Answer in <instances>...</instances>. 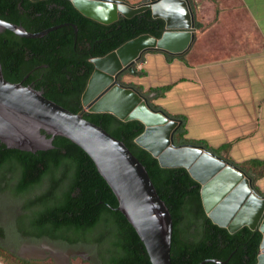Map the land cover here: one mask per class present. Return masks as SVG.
Here are the masks:
<instances>
[{"label":"trees","instance_id":"1","mask_svg":"<svg viewBox=\"0 0 264 264\" xmlns=\"http://www.w3.org/2000/svg\"><path fill=\"white\" fill-rule=\"evenodd\" d=\"M0 19L31 33L66 22L77 26V35L70 25L37 39L21 38L8 30L1 33L4 77L20 83L29 76L28 84L35 83L47 99L82 114L125 143L144 165L171 212L172 264H200L207 260L258 264L263 234L247 226L231 233L213 223L204 208L202 185L189 171L162 167L157 158L137 144L146 129L141 121H123L110 113H90L83 105L82 96L95 71L92 60L143 35L161 39L166 31L165 20L154 18L148 10L105 25L85 17L70 0H0ZM165 55L168 59H184L183 54ZM130 86L146 99L152 111L178 123L173 132L176 147H197L220 158L248 178L254 193L264 198L256 186L257 180L264 177V161L238 164L223 154L227 147L215 149L203 140L188 138L186 117L169 114L155 103L172 86L149 90ZM0 194L6 195L19 211L14 222L6 223L0 216V239L15 250L24 243L46 241L65 249L85 250L96 264H151L144 244L118 211V199L93 160L64 137H55L52 149L36 153L10 149L0 142ZM92 246L98 250L94 257Z\"/></svg>","mask_w":264,"mask_h":264},{"label":"water","instance_id":"2","mask_svg":"<svg viewBox=\"0 0 264 264\" xmlns=\"http://www.w3.org/2000/svg\"><path fill=\"white\" fill-rule=\"evenodd\" d=\"M70 1L85 17L105 25L116 22L120 16L132 18L148 10L152 11L154 18L165 20L166 31L161 39L143 35L105 57L92 60L95 71L82 96L83 105L90 113H110L123 121H141L146 129L136 140L137 144L157 158L162 167L186 168L189 171L202 185L204 208L213 223L231 233L247 226L263 234L258 264H264V198H259L254 193L251 181L236 168L201 148L176 147L173 143V132L178 123L163 113L152 111L137 90L119 81L125 71L136 76V63L149 51L172 55L185 53L194 39L192 29H195L189 1L148 0L138 7L121 0ZM79 2L91 8L88 10V7L80 6ZM108 11L110 15L105 16L107 19L100 17ZM58 28L31 33L23 26L0 19V34L8 30L25 39L42 38ZM140 38L149 39L151 44L134 53L129 60H124L121 51ZM163 132L167 133V141L159 138ZM57 136L72 141L93 160L118 199V211L126 217L144 244L151 264H172L173 218L144 165L124 142L111 136L101 126L88 121L82 114H75L47 99L43 91L7 81L0 61V142L10 149L36 153L52 149L53 140ZM206 160L213 161L220 169L238 176L247 187L251 199L262 205V212L256 216L247 215L248 202L239 203L235 200L223 207L225 211L219 207L215 210L210 208L206 195L210 194L217 176L204 166ZM224 195L220 198H224ZM229 196L231 194L224 201ZM231 208L236 210H229ZM226 211L229 213H225ZM209 262L226 264L218 260H207L200 264Z\"/></svg>","mask_w":264,"mask_h":264},{"label":"crops","instance_id":"3","mask_svg":"<svg viewBox=\"0 0 264 264\" xmlns=\"http://www.w3.org/2000/svg\"><path fill=\"white\" fill-rule=\"evenodd\" d=\"M188 1L195 29L184 59L149 51L137 67L147 83H132L172 86L155 103L186 117L188 138L227 147L238 164L264 161V0ZM256 186L264 193V177Z\"/></svg>","mask_w":264,"mask_h":264},{"label":"rangeland","instance_id":"4","mask_svg":"<svg viewBox=\"0 0 264 264\" xmlns=\"http://www.w3.org/2000/svg\"><path fill=\"white\" fill-rule=\"evenodd\" d=\"M124 1L128 5L134 7H138L146 2V0ZM140 62L141 61L136 63L137 67ZM123 81H134L138 84L147 83L146 80L138 78V76L133 74H131L130 77L124 76ZM18 213L19 211L17 210V207L10 202L9 198L6 195L0 194V216L2 220L6 223L9 221L14 222ZM91 249L94 257L98 251L97 247L92 246ZM56 253H66L70 264H96L94 259H89L90 256L85 250L65 249L58 243H49L46 241L39 244H33L31 242L24 243L18 250H15L13 247L5 243V241L0 239V262L2 264H25V262L30 264H58V261L55 257Z\"/></svg>","mask_w":264,"mask_h":264},{"label":"bare ground","instance_id":"5","mask_svg":"<svg viewBox=\"0 0 264 264\" xmlns=\"http://www.w3.org/2000/svg\"><path fill=\"white\" fill-rule=\"evenodd\" d=\"M79 5L82 7H88V10L91 8V6L89 5L85 6V3L83 2H79ZM109 15H110V12L108 11L104 14V16H100V17H102L103 19H107L106 17H108ZM179 19L180 18H178V21ZM175 21L177 20L175 19ZM149 44H151V41L149 39L140 38L138 41L132 44H129L126 48H124L121 51V56L123 57L124 60H129L130 58L134 56V53H138L140 49H142L143 47ZM159 138L162 139V141L163 140L167 141L166 139L167 133L163 132L159 136ZM204 166L208 170H210L211 173L217 176L216 183L213 186L212 190L210 191V194L206 195V201L208 203V206H210V208L212 207L213 210H215V208L217 207L223 208L224 206H227L229 202H232V200H235L239 203L248 202L247 215L256 216L257 214L259 215L262 212L263 210L262 205L258 203L255 199H251L250 195H248L247 187L245 186L243 181L238 176L234 175L228 170L220 169L215 163H213V161L210 162L206 160L204 162ZM229 194H231V196H229L230 198L224 201L228 197ZM223 195H224V198L223 197L220 198ZM221 203L223 204L222 206H221ZM229 210L234 211L236 210V208H231ZM225 213H229V212L226 211ZM55 257L58 261V264H70L68 260L69 258L66 254L56 253ZM0 264L2 263L0 262Z\"/></svg>","mask_w":264,"mask_h":264},{"label":"flooded vegetation","instance_id":"6","mask_svg":"<svg viewBox=\"0 0 264 264\" xmlns=\"http://www.w3.org/2000/svg\"><path fill=\"white\" fill-rule=\"evenodd\" d=\"M121 1H123L124 3H126L124 0H121ZM148 0H146V2H147ZM72 2V1H71ZM145 2V3H146ZM73 4V3H72ZM127 4V3H126ZM53 6H57L56 4L55 5H53ZM73 6H74V4H73ZM75 7V6H74ZM121 17V16H120ZM119 17V18H120ZM72 26L74 29H75V33H76V35L78 34V28H77V26H75V25H72L71 23H69V22H66L65 24H61V25H58V26H54V27H59V28H62V27H66V26ZM110 25V24H109ZM58 28V29H59ZM143 58V57H142ZM140 61H142V59L140 60ZM139 62V61H138ZM136 68H137V66H136ZM137 70V69H136ZM124 76H128V77H130L131 76V73L129 72V71H125V72H123L122 73V75L119 77V81H120V83L121 84H123V85H128V86H130L131 84H133L132 82H125V81H123V78H124ZM136 76H138V75H136ZM29 79V76H27L24 80H23V82H20V83H22L24 86H31V87H33V88H35L36 89V84L35 83H31V84H28V80ZM37 90V89H36ZM40 91V90H39ZM42 91V90H41ZM45 247V246H44ZM260 251H261V249H260ZM79 253V252H78ZM62 254H66V253H62ZM82 255H84V254H82ZM89 259H91L90 257H89Z\"/></svg>","mask_w":264,"mask_h":264}]
</instances>
